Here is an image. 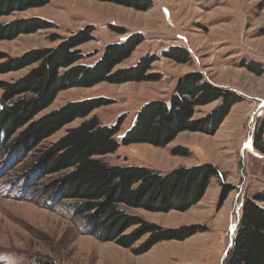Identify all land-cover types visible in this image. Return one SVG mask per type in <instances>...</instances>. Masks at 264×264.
<instances>
[{
    "label": "rangeland",
    "instance_id": "obj_1",
    "mask_svg": "<svg viewBox=\"0 0 264 264\" xmlns=\"http://www.w3.org/2000/svg\"><path fill=\"white\" fill-rule=\"evenodd\" d=\"M149 1V8L144 10L109 0H51L41 7L2 16L0 24L38 16L54 26L0 40V82L13 83L29 76L39 63L25 65L16 59L35 49L57 47L63 38L52 40L55 33L66 38L93 25L95 38L78 47L87 55L81 63L88 66L98 62L109 43L143 36L131 56L115 70L153 55L156 60L149 73H161L160 79L72 86L59 91L52 104L34 119L71 101L104 97L112 103L94 109L91 115L97 114L107 126H115L124 119L116 135L120 147L104 156L109 162L149 166L163 172L212 163L221 176L211 179L202 199L190 208L135 210L163 227L197 225L200 230L183 240L160 241L141 254L135 253L134 248L148 235L128 248L88 234L85 221L74 216L70 198L56 201V197L52 198L54 192L47 188L70 169L42 175L40 179H34L36 175L31 171L32 162L68 129L84 121L76 118L43 138L21 159L0 148V264L223 263L240 227L244 202L264 190V154L253 145L254 130L264 117V0ZM174 47L185 48L189 61L178 62L166 56L165 52ZM189 72H200L206 80L242 98L232 105L215 134L185 130L166 146L123 144V137L142 107L154 99H169L179 77ZM219 104L220 100H215L196 106L193 119L205 117ZM174 149L183 154L174 153ZM224 187L231 189L222 199ZM135 227L128 228L126 233Z\"/></svg>",
    "mask_w": 264,
    "mask_h": 264
},
{
    "label": "trees",
    "instance_id": "obj_2",
    "mask_svg": "<svg viewBox=\"0 0 264 264\" xmlns=\"http://www.w3.org/2000/svg\"><path fill=\"white\" fill-rule=\"evenodd\" d=\"M50 1L0 0V18L15 10L44 6ZM109 1L144 10L150 5L149 0ZM53 26L54 23L38 16L29 20H15L0 24V40ZM117 30L125 32L124 29ZM93 31V25H89L66 38L52 34V40L63 38L57 47L35 49L16 59L25 65L35 62L39 65L22 80L0 82L3 88L0 95V148L5 150V154L21 159L43 138L76 118H84L83 122L68 129L44 155L32 162L31 171L36 175L34 179L70 169L47 186L54 192L52 198L56 197V201L70 198L74 216L85 221L88 234L102 241H115L129 248L148 235L139 247L134 248L135 253L141 254L160 241L183 240L200 229L197 225L163 227L135 210H186L202 199L211 179L221 176V173L209 162L179 166L165 172L149 166L109 162L104 156L115 153L120 147L116 135L124 119L115 126H107L102 124L97 114L91 115L94 109L112 103L108 98L71 101L34 119L52 104L59 91L72 86L90 87L102 81L117 83L161 78V73H149L151 64L156 60L153 55L144 56L133 66L115 70L144 40L141 35L109 43L101 58L92 66L81 63L87 55L78 47L95 38ZM165 54L178 62L189 61L188 52L183 47H174ZM215 100H220L217 108L205 117L193 119L196 106ZM240 101L242 98L237 93L206 80L202 73H186L177 80L169 99H154L142 107L122 143L166 146L185 130L215 134L232 105ZM26 125L24 130L21 129ZM20 129L21 132L12 137ZM253 145L264 154V117L254 130ZM178 150L173 151L183 154ZM230 189L224 187L222 199L226 198ZM132 226H136L135 229L126 233ZM222 264H264V190L244 202L240 227Z\"/></svg>",
    "mask_w": 264,
    "mask_h": 264
}]
</instances>
